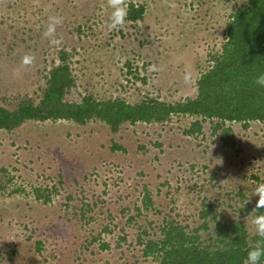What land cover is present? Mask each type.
<instances>
[{
	"label": "rangeland",
	"instance_id": "1",
	"mask_svg": "<svg viewBox=\"0 0 264 264\" xmlns=\"http://www.w3.org/2000/svg\"><path fill=\"white\" fill-rule=\"evenodd\" d=\"M122 2L144 6L143 20L110 29V0H0V107L38 104L61 52L75 77L69 102L87 95L132 104L194 99L226 42L227 23L248 0ZM51 16L62 22L49 37ZM197 119L175 115L117 132L97 119L27 121L1 131L0 264H156L142 242L160 240L168 222L192 233L210 205L217 220H241L256 235L264 123L215 130L219 120L199 118L202 132L188 135ZM230 137L234 147L225 144ZM38 188L51 194L49 203L35 196ZM207 222L205 241L216 236L214 214Z\"/></svg>",
	"mask_w": 264,
	"mask_h": 264
},
{
	"label": "trees",
	"instance_id": "2",
	"mask_svg": "<svg viewBox=\"0 0 264 264\" xmlns=\"http://www.w3.org/2000/svg\"><path fill=\"white\" fill-rule=\"evenodd\" d=\"M127 9V21L143 20L144 6L129 3ZM226 37L214 64L198 80L197 97L175 104L153 98L132 104L119 98L99 100L92 95L84 96L80 102H69L66 95L75 86V77L68 63L69 55L61 52V63L51 70L38 104L26 99L14 109L0 107V132H12L27 121L67 120L86 124L94 119L117 132L126 123L162 124L175 115L198 118L186 131L188 135L202 132V120H219L215 130L227 122L242 123L245 128L254 121L264 123V88L254 85L255 76L264 72V0H248L236 10L227 23ZM229 132L230 128L224 130L225 134ZM225 144L234 147L236 141L230 137ZM6 172L5 168L0 169V174ZM44 191L38 188L34 194L49 203L51 194ZM152 205L147 196L146 208ZM245 210L251 213L252 207L246 204ZM212 214L216 236L205 241L200 231L209 230L207 219ZM201 216L204 224L192 233L186 226L168 222L160 240L142 242L144 257L155 259L156 264H243L247 250L262 240L251 236L241 220H217L214 205L205 207Z\"/></svg>",
	"mask_w": 264,
	"mask_h": 264
},
{
	"label": "clouds",
	"instance_id": "3",
	"mask_svg": "<svg viewBox=\"0 0 264 264\" xmlns=\"http://www.w3.org/2000/svg\"><path fill=\"white\" fill-rule=\"evenodd\" d=\"M112 12L108 17V25L110 29H117L126 23L128 9L123 5L122 0H110ZM62 22V18L58 16L49 17V23L45 32L46 36H53L56 31V26ZM30 56H25L23 62L28 64L31 62ZM254 85L259 88H264V72L258 73L254 78ZM253 196H258L256 209L254 212H260L264 209V182L258 183L253 189ZM252 224L255 226L256 235L262 238L256 246L247 250V255L243 260V264H264V214L256 215L252 219Z\"/></svg>",
	"mask_w": 264,
	"mask_h": 264
}]
</instances>
